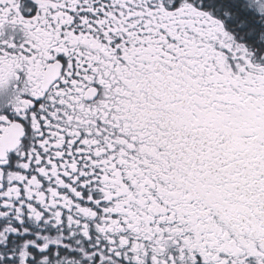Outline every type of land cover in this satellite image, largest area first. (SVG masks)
<instances>
[{
	"label": "snow or ice",
	"instance_id": "snow-or-ice-1",
	"mask_svg": "<svg viewBox=\"0 0 264 264\" xmlns=\"http://www.w3.org/2000/svg\"><path fill=\"white\" fill-rule=\"evenodd\" d=\"M0 264H264V0H0Z\"/></svg>",
	"mask_w": 264,
	"mask_h": 264
}]
</instances>
